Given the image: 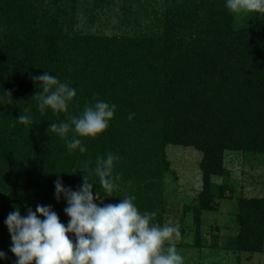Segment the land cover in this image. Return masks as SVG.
Returning <instances> with one entry per match:
<instances>
[{
  "label": "trees",
  "instance_id": "16d2710c",
  "mask_svg": "<svg viewBox=\"0 0 264 264\" xmlns=\"http://www.w3.org/2000/svg\"><path fill=\"white\" fill-rule=\"evenodd\" d=\"M80 2L0 0V96L6 91L12 100L0 104V251L7 255L0 264H16L5 225L15 207L26 216L29 208L51 206L67 225V202L55 196L57 179L76 191L85 176L97 184L94 195L106 198L90 171L99 155L121 157L120 189L103 203L135 195L139 211L158 210L163 226L167 147L201 152L203 192L193 210L198 246L203 214L232 194L226 181L216 184L226 173L224 154L264 156V16L249 14L238 26L224 0H168L162 12L146 8L144 23L126 5L129 27L96 37L77 29ZM44 71L77 88L68 115L78 116L97 99L117 105L104 134L82 138L83 155L68 153L64 140L48 134L52 121L67 117L38 112L32 98L40 88L32 78ZM29 106L34 125L25 128L16 119ZM89 160V171L79 170ZM237 223L235 237L221 246L222 237L213 235L208 247L264 253V198L241 199Z\"/></svg>",
  "mask_w": 264,
  "mask_h": 264
},
{
  "label": "clouds",
  "instance_id": "9594fccd",
  "mask_svg": "<svg viewBox=\"0 0 264 264\" xmlns=\"http://www.w3.org/2000/svg\"><path fill=\"white\" fill-rule=\"evenodd\" d=\"M224 3L234 16H264V0H224ZM32 79L40 88L32 98L40 115L46 116L51 110L67 117L59 123L52 121L48 134L64 140L68 153H87L82 138L96 139L104 134L115 118L117 105L97 99L86 103L78 116L68 115L77 88L47 71ZM8 100L12 102L11 94L5 91L0 104H8ZM23 113L17 122L25 128L33 126L31 106L23 109ZM133 117L130 113L127 118L131 121ZM120 160L119 155L107 152L97 156L90 169L98 177L99 188L106 198L114 197L113 192L120 189L121 174L116 171ZM90 164L92 161H85L79 170L86 173ZM94 185L97 184L89 183L84 176V183L74 191L57 179L55 196L58 201L63 197L67 202L64 209L70 218L67 225L51 206L37 205L35 211L29 208L26 216L15 207L8 214L5 225L11 235L10 251L17 258L16 264H185L174 243L180 236L178 227L157 222L158 210L141 213L135 195L120 197L116 204H104L106 198L101 199L98 191L94 195ZM0 259H7L6 253L0 251Z\"/></svg>",
  "mask_w": 264,
  "mask_h": 264
},
{
  "label": "rangeland",
  "instance_id": "374dc122",
  "mask_svg": "<svg viewBox=\"0 0 264 264\" xmlns=\"http://www.w3.org/2000/svg\"><path fill=\"white\" fill-rule=\"evenodd\" d=\"M100 1L99 6L95 3ZM130 5L140 21H147L146 8L162 12L168 0H81L78 7L77 29L86 36L112 37L122 34L129 27L124 12ZM96 6V7H95ZM143 8L145 13L143 15ZM249 14L236 16L241 26ZM170 170L165 177L164 224L178 227L180 236L174 240L185 264H264V253L250 254L228 249H212L209 246L213 235L222 238L235 237L238 233L237 212L241 199L264 198V156L242 152L224 154L225 176L216 181H225L231 186L224 200H216L213 210L205 212L201 219V246L197 243L193 210L203 192L201 162L203 154L194 148L168 146L166 150Z\"/></svg>",
  "mask_w": 264,
  "mask_h": 264
}]
</instances>
